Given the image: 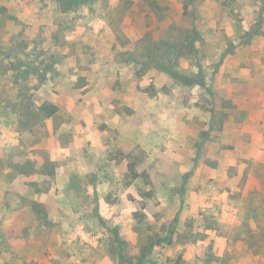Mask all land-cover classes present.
I'll list each match as a JSON object with an SVG mask.
<instances>
[{
	"label": "rangeland",
	"instance_id": "1",
	"mask_svg": "<svg viewBox=\"0 0 264 264\" xmlns=\"http://www.w3.org/2000/svg\"><path fill=\"white\" fill-rule=\"evenodd\" d=\"M76 1L0 0V264H264V0Z\"/></svg>",
	"mask_w": 264,
	"mask_h": 264
},
{
	"label": "trees",
	"instance_id": "2",
	"mask_svg": "<svg viewBox=\"0 0 264 264\" xmlns=\"http://www.w3.org/2000/svg\"><path fill=\"white\" fill-rule=\"evenodd\" d=\"M64 4L63 6V11L67 12L70 7L72 8L73 5L77 4L76 0H61ZM65 1V2H64ZM143 2H145L148 6H150V8L154 11H158L160 9V5H159V1L158 0H142ZM261 24H258L253 31H249L247 32V36L249 39H251L255 34H260L261 31ZM249 39L247 41H249ZM40 113L45 115L46 117H52L54 116L57 111H58V107L52 103L49 102H45L40 106L39 109ZM37 211L38 213H43L45 215V219H46V214H45V210L43 209V206L41 204H37ZM155 244L152 243L150 244L147 248H143L141 251V255H140V261L139 264H143L146 260V257L151 253L152 248Z\"/></svg>",
	"mask_w": 264,
	"mask_h": 264
}]
</instances>
